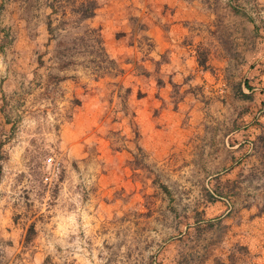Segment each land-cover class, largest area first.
I'll list each match as a JSON object with an SVG mask.
<instances>
[{
  "label": "rangeland",
  "instance_id": "rangeland-1",
  "mask_svg": "<svg viewBox=\"0 0 264 264\" xmlns=\"http://www.w3.org/2000/svg\"><path fill=\"white\" fill-rule=\"evenodd\" d=\"M85 1L0 0V264H264V0L209 1L221 45L199 54L229 60L234 90L253 81L262 121L160 159L125 134L160 80L141 24L162 0ZM237 100L210 94L206 130Z\"/></svg>",
  "mask_w": 264,
  "mask_h": 264
},
{
  "label": "crops",
  "instance_id": "crops-1",
  "mask_svg": "<svg viewBox=\"0 0 264 264\" xmlns=\"http://www.w3.org/2000/svg\"><path fill=\"white\" fill-rule=\"evenodd\" d=\"M209 1L162 0L153 11L150 9L152 5H147L142 31L154 42L153 51L158 57L164 53L165 58L159 63L160 80L153 82L149 78L146 84V78L142 79L143 95L131 96V102L129 100L137 134L133 140L132 131L126 130L127 151L136 142L155 159L164 158L166 153L174 150L185 155L182 150L197 143V133L200 136L216 134L228 147L231 135H237L236 144H239L242 140L239 135L254 131L262 121V114L252 110L262 99V92L254 86H244L253 81L249 78L240 81L234 90L230 87L229 73L225 71L229 63L227 58L221 55L220 60L217 55L203 62L199 60L201 50L221 45L215 36L211 42L215 11ZM156 13L164 23L157 20ZM236 65L240 63L236 62ZM219 91L222 97L225 93L228 98L233 92L238 95L237 101L247 102L249 108L246 111L222 109L219 111L221 123L209 131L205 127L209 115L204 108L209 95Z\"/></svg>",
  "mask_w": 264,
  "mask_h": 264
},
{
  "label": "trees",
  "instance_id": "trees-1",
  "mask_svg": "<svg viewBox=\"0 0 264 264\" xmlns=\"http://www.w3.org/2000/svg\"><path fill=\"white\" fill-rule=\"evenodd\" d=\"M86 6L85 9L82 11L83 16L84 17H89L91 15L94 14L95 8L97 7V4L95 2V0H86ZM50 23L51 21H48V25H49V29H51L50 27ZM89 38L91 39L92 44H94V46H96L100 52V57L101 59L104 58L105 56V52H104V46L102 44V40L100 37V33L95 31V30H90L89 32ZM104 54V55H103ZM111 62H113V60H111Z\"/></svg>",
  "mask_w": 264,
  "mask_h": 264
},
{
  "label": "built area",
  "instance_id": "built-area-1",
  "mask_svg": "<svg viewBox=\"0 0 264 264\" xmlns=\"http://www.w3.org/2000/svg\"><path fill=\"white\" fill-rule=\"evenodd\" d=\"M48 161H52V157L51 156L48 157Z\"/></svg>",
  "mask_w": 264,
  "mask_h": 264
}]
</instances>
